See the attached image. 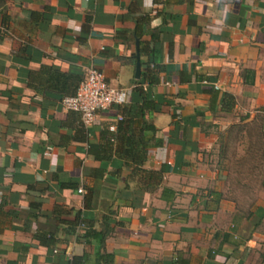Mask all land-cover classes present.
Wrapping results in <instances>:
<instances>
[{
    "label": "crops",
    "instance_id": "crops-1",
    "mask_svg": "<svg viewBox=\"0 0 264 264\" xmlns=\"http://www.w3.org/2000/svg\"><path fill=\"white\" fill-rule=\"evenodd\" d=\"M86 67L127 98L83 125ZM230 137L258 165L264 0H0V264L91 257L86 228L117 264H264V156L234 196Z\"/></svg>",
    "mask_w": 264,
    "mask_h": 264
},
{
    "label": "built area",
    "instance_id": "built-area-1",
    "mask_svg": "<svg viewBox=\"0 0 264 264\" xmlns=\"http://www.w3.org/2000/svg\"><path fill=\"white\" fill-rule=\"evenodd\" d=\"M126 98L125 88L110 86L100 70L86 67L75 92L62 97L61 105L66 110L78 112L81 123L88 125L93 122L97 111L108 110L113 105H121L126 102ZM49 149L50 147H46V150Z\"/></svg>",
    "mask_w": 264,
    "mask_h": 264
},
{
    "label": "rangeland",
    "instance_id": "rangeland-1",
    "mask_svg": "<svg viewBox=\"0 0 264 264\" xmlns=\"http://www.w3.org/2000/svg\"><path fill=\"white\" fill-rule=\"evenodd\" d=\"M240 127L237 128L239 131ZM235 130V129H234ZM230 137L225 142V153L223 155L224 162L227 164V168L225 169L227 172V181L229 182V186L234 194V196L240 197L248 190L253 189L254 191L260 188L261 175L263 169H261L259 164H261V160H263V146L261 141L255 139V151L257 153L254 154L253 162L258 163L254 168H246V154L245 152H240V150H244L245 141L242 139H236ZM217 157L214 154L212 160H215ZM241 198V197H240ZM239 204H246L245 201L239 202Z\"/></svg>",
    "mask_w": 264,
    "mask_h": 264
},
{
    "label": "trees",
    "instance_id": "trees-1",
    "mask_svg": "<svg viewBox=\"0 0 264 264\" xmlns=\"http://www.w3.org/2000/svg\"><path fill=\"white\" fill-rule=\"evenodd\" d=\"M153 80V77L149 78V82ZM139 91L142 93L141 89H139ZM105 236L106 235L103 233L96 232L90 228H86L83 233V237L86 240L95 239L97 241L95 251L92 253L91 257L87 253H83L81 255H74L68 260L67 264H117L113 261L112 254L106 252L103 248V241ZM45 241L47 243H53L54 239L50 234H48L45 236Z\"/></svg>",
    "mask_w": 264,
    "mask_h": 264
},
{
    "label": "water",
    "instance_id": "water-1",
    "mask_svg": "<svg viewBox=\"0 0 264 264\" xmlns=\"http://www.w3.org/2000/svg\"><path fill=\"white\" fill-rule=\"evenodd\" d=\"M139 67H140V63H139L138 55H137V51H136V53H135L134 78H138V76H139Z\"/></svg>",
    "mask_w": 264,
    "mask_h": 264
}]
</instances>
